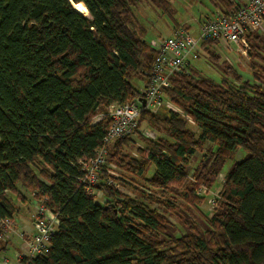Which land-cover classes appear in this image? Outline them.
Segmentation results:
<instances>
[{
    "label": "trees",
    "instance_id": "16d2710c",
    "mask_svg": "<svg viewBox=\"0 0 264 264\" xmlns=\"http://www.w3.org/2000/svg\"><path fill=\"white\" fill-rule=\"evenodd\" d=\"M72 1L79 11L69 0H0V219H11L14 195L42 200L58 220L48 251L19 264H264V36H248L250 78L234 70L216 81L191 65L172 76L163 96L178 111L141 112L137 128L146 121L160 135L137 157L122 151L130 136L105 144L100 203L79 182L78 161L103 144L110 120L94 118L141 95L132 79L147 81L154 51L134 7L149 1L168 12L172 0ZM210 1L226 11L243 0ZM214 43L201 42L199 55L204 48L217 60ZM206 142L214 147L188 174ZM238 148L246 154L208 214L198 189ZM107 164L143 184L122 193L107 183Z\"/></svg>",
    "mask_w": 264,
    "mask_h": 264
},
{
    "label": "built area",
    "instance_id": "2783aa9c",
    "mask_svg": "<svg viewBox=\"0 0 264 264\" xmlns=\"http://www.w3.org/2000/svg\"><path fill=\"white\" fill-rule=\"evenodd\" d=\"M198 22L196 36L189 33L188 27L178 25L173 27L170 35L151 39L148 43L154 51V58L141 95L121 103L113 102L107 106L105 112L94 118L95 121H100L107 116L110 123L103 136V144L95 150V155L88 160L78 161L82 169L79 182L86 192L95 195L97 190L100 168L105 165V144L120 137L131 136L137 129L143 110L157 111L163 103V90L169 86L171 77L189 66L191 60L198 58L201 42L213 41L226 48L233 44L242 52L249 48L248 36L259 32L264 24V0H243L240 6L226 11L216 8L211 16H202ZM139 98H143L145 103L142 104ZM165 104L169 109L178 111L170 101ZM112 169V165L107 164V183L116 186L113 180L116 174ZM210 200L214 207L215 196ZM34 208L35 232L24 239L29 256L45 254L48 251L50 235L58 222L56 215L42 200L34 198ZM12 230L11 219H0V236ZM0 264L10 263L7 258L1 257Z\"/></svg>",
    "mask_w": 264,
    "mask_h": 264
},
{
    "label": "rangeland",
    "instance_id": "374dc122",
    "mask_svg": "<svg viewBox=\"0 0 264 264\" xmlns=\"http://www.w3.org/2000/svg\"><path fill=\"white\" fill-rule=\"evenodd\" d=\"M171 2L172 3H170V10L168 12H164L162 11V9L153 6L149 1H144L134 7V13L139 22L138 24L141 26V28L144 29L143 38L147 42H149L153 38H156L157 36L164 37L170 35L173 27L178 25L188 27L189 33L193 36H196L199 25V18L205 15L211 16L212 13L216 10V7L210 0H172ZM83 14L88 15L87 11ZM258 33L264 36V24L261 29H259ZM211 50L214 54L217 55V60H215L209 52L205 51V49L202 48V50H200V55L198 56V58L191 60L190 65L193 66L196 71L216 81L220 80L224 76L233 78L234 70L237 71V73L241 75L243 79L251 77L249 71L251 45H249V48L245 50V52H242L240 49L237 50V48L233 44H231L229 48H226L221 43L218 44L216 42V44L214 43L211 45ZM227 65L232 69L226 68ZM131 83L138 91H141L144 88V84L138 78L132 79ZM162 99L163 103L157 108V111L155 112L161 116H164L168 114L169 107L165 103H167L169 100L164 96L162 97ZM189 128L193 131H197V128L192 123H189ZM159 135L160 132L157 129L149 126L146 121H143L139 124L137 130L131 134L130 139H128L129 143L123 145L122 151L126 154L137 157L139 155L137 148L145 146L146 139L156 138ZM213 147L214 145H212L210 142H206L200 152H195L188 167V174H191L193 168L202 158V155L208 156L209 149ZM245 154L246 151L244 149L238 148L232 158L227 160L223 164L221 172L213 182V185L209 189L203 186L198 189L197 194H202L205 196L204 201L199 206L204 211H206V213L209 214L213 208V204L211 203L210 199L217 195L224 175L231 168L233 162L235 160H240L244 157ZM111 165L113 168L112 171L114 170L113 173L116 174L115 177H113V180L117 188L122 193L133 195V192L129 188L130 182H134L140 185L143 184L140 179L134 178L133 176L129 175L128 172L124 171L121 167L113 164ZM94 193L96 196V200L102 203L104 201L102 193L99 190H95ZM182 202L183 200L181 198H177V204ZM27 207H29L30 211L33 213V211L35 210L34 198H31L30 202L27 203ZM159 209L161 210V212L164 211L163 208ZM165 215L169 217L173 224H176L178 226L177 220L174 216L169 215L168 212H165ZM16 245L12 244L8 251L2 252L0 254V258L4 256L13 261V252L14 250H16Z\"/></svg>",
    "mask_w": 264,
    "mask_h": 264
},
{
    "label": "crops",
    "instance_id": "0c3cea01",
    "mask_svg": "<svg viewBox=\"0 0 264 264\" xmlns=\"http://www.w3.org/2000/svg\"><path fill=\"white\" fill-rule=\"evenodd\" d=\"M19 189L26 196V193L21 186H19ZM11 198L13 199V204L15 207V212L11 217L13 230L0 236V254L2 252L8 251L12 244H17L16 250L13 252V261L7 258L10 264H14L16 261H18L19 257L28 256L27 246L24 239H27L34 234L35 225L33 220L34 211L32 213L29 207H27V203L30 202L31 197L28 196V199L22 200L15 197L14 195H11Z\"/></svg>",
    "mask_w": 264,
    "mask_h": 264
},
{
    "label": "water",
    "instance_id": "95a60500",
    "mask_svg": "<svg viewBox=\"0 0 264 264\" xmlns=\"http://www.w3.org/2000/svg\"><path fill=\"white\" fill-rule=\"evenodd\" d=\"M70 1V4L73 6L74 2L72 0H69ZM74 8V6H73ZM75 9V8H74ZM76 10V9H75ZM139 100H141V103L144 104V99L143 98H139Z\"/></svg>",
    "mask_w": 264,
    "mask_h": 264
},
{
    "label": "bare ground",
    "instance_id": "6f19581e",
    "mask_svg": "<svg viewBox=\"0 0 264 264\" xmlns=\"http://www.w3.org/2000/svg\"><path fill=\"white\" fill-rule=\"evenodd\" d=\"M73 6H74V8H75L76 10H78L75 4H73ZM78 11H79V10H78Z\"/></svg>",
    "mask_w": 264,
    "mask_h": 264
}]
</instances>
